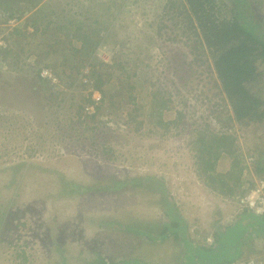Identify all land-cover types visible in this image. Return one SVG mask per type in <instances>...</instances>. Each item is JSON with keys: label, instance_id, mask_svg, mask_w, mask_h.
<instances>
[{"label": "rangeland", "instance_id": "rangeland-1", "mask_svg": "<svg viewBox=\"0 0 264 264\" xmlns=\"http://www.w3.org/2000/svg\"><path fill=\"white\" fill-rule=\"evenodd\" d=\"M9 1L0 4V264H183L184 235L207 245V234L235 221V199L197 175L190 141L201 129L235 133L247 188L264 178V116L231 124L234 110L215 84L212 56L183 35L189 23L180 6L167 13V0ZM216 1L217 17L246 20L258 33L259 74L248 87L264 104V0ZM89 16L90 31L104 37L85 58L70 34L75 17ZM37 18L45 26L34 30L29 22ZM90 61L108 79L95 118L84 110L93 81L70 84ZM47 63L58 78L55 94L35 87V71ZM154 91L168 102L165 121L184 116L167 134L149 116L159 107ZM131 96L139 127L129 117ZM230 163L220 158L218 171ZM146 175L153 179L141 185L122 182ZM171 214L186 226L180 238L161 234ZM239 228L230 229L231 243ZM251 260L264 264V237L249 238L238 258Z\"/></svg>", "mask_w": 264, "mask_h": 264}, {"label": "trees", "instance_id": "trees-1", "mask_svg": "<svg viewBox=\"0 0 264 264\" xmlns=\"http://www.w3.org/2000/svg\"><path fill=\"white\" fill-rule=\"evenodd\" d=\"M9 2V0H0V4L3 6ZM34 4H36V1ZM179 6L184 10L189 23L188 26H184L183 35L188 36V38L193 37L194 41L198 43L196 47L205 50L212 56V65L215 68L217 75L215 84L217 88H219V91H221L227 100H229L234 110V117L231 118V124L234 120L245 123L247 122V119H254L253 117L258 114L263 117L264 104L260 101V97H252L249 94L248 87L251 82L254 83L257 81L258 77H256V75L259 74L257 66L254 64V57L258 53L256 46V43H259V40H257L258 33H255L251 24L246 20L240 21L231 17H217L216 0H180L179 4L176 0H167V13L174 12ZM232 6L234 7V4H232ZM12 12L15 14L14 10ZM89 20H91L90 16L88 19L75 17L74 22L76 28L72 34H70L71 38L80 41V47L74 49L79 51L81 56L85 58L93 55L96 47L103 42L102 40L104 37L96 39L99 30L95 29L93 32L90 31L91 27L89 26ZM93 20L97 24L100 22L98 17H95ZM42 24L43 20L40 18L29 22V25L32 26L34 30L39 29L40 26H45ZM165 27L166 26L160 25L157 28V34H159L161 38L163 37L160 34L161 29ZM71 41L72 40H70V43ZM203 50L202 52L204 53ZM263 52L264 51L261 53ZM61 64L65 65V62L63 61ZM44 66L49 67L50 65L47 63L44 64ZM44 66L35 71L34 78L35 82L38 84V86L35 84V87L41 89L40 86L42 85L55 94L57 91H53V87L57 83L41 76V71ZM116 66H119L122 69L125 68L121 63H117ZM82 67L86 68L85 73H80L78 78L73 77L70 84H73V81L75 80L80 81L82 84L88 83L92 80L93 90L101 93L100 101H103L106 94V89L104 87L108 79H106L102 71L95 68L94 63L91 61L90 63L86 62L85 64L80 65L77 70ZM64 73L68 77L71 76V71L68 70V68L64 69ZM124 75L128 77L130 74L126 71L124 72ZM108 77L110 78V75ZM85 79H87L86 82L83 81ZM92 94L93 91L88 92L86 101L90 100ZM110 96L113 97L112 94ZM153 98L157 99L156 101L158 102L159 107L157 109L153 108L150 111L149 116L154 119V122L158 127L163 128L164 134H167L169 133L171 126L173 124H179L184 116L181 112H177L176 121H165L163 110L168 109V102L161 101L155 91L153 92ZM131 100L134 104L132 110L136 112L138 106L135 97L131 96ZM97 107L96 112L87 115L91 118H95L103 106L98 105ZM79 108L83 109V106H80ZM135 112H131L129 117L131 121L137 122V127H139L141 122L137 121L138 114L137 112L134 114ZM155 115H157V118ZM255 119H257V117ZM218 120L221 121L220 118H218ZM258 120H262V118H259ZM236 139V134L231 131L207 132L206 129H201L198 131L197 136L190 141V146L195 156L196 173L204 181L207 187L215 194L224 198L235 199L237 201L239 195H244L253 184H249L247 188H243L241 184L244 170L242 159L243 153L241 152ZM220 158L231 160L228 168L229 170L225 173H222L217 169ZM143 178L149 180L151 178L153 179V176H136L122 182H124V185H127V182L141 185ZM232 182L237 184V191H235ZM163 193L166 194L167 192L163 189ZM171 218L173 219L171 227L165 225L161 234H163L164 237L173 234L174 237L180 238L179 232L177 231L180 228V230L182 232L184 231L186 234V226L182 225L175 215L171 214ZM234 227H240V232L238 233V236L236 235L235 238H233V242L231 243L229 241V232L230 229ZM129 230H131L130 227ZM142 234L143 236L144 234H146V236L149 235V233ZM213 235V245L208 246L204 243L197 244V242L191 241L187 234L186 236L182 235L183 240L181 241L187 249L183 264H199L201 260L203 261V264H231L237 262L238 258L241 257L242 252L246 250L249 238L264 237V216H255L251 214L250 210L247 208L239 209L235 221L224 226L222 229L218 228ZM131 260V262L122 260L121 262L113 264L146 263L143 261L141 262L140 260Z\"/></svg>", "mask_w": 264, "mask_h": 264}, {"label": "built area", "instance_id": "built-area-1", "mask_svg": "<svg viewBox=\"0 0 264 264\" xmlns=\"http://www.w3.org/2000/svg\"><path fill=\"white\" fill-rule=\"evenodd\" d=\"M41 76L47 78L52 82H58V78L55 73L48 67L43 68L41 71ZM87 81V79H85ZM92 99L93 102H89L85 105L84 110L87 114H92L96 111L95 105L101 98V93L93 90ZM88 96V94H87ZM237 202L241 208H247L250 212L263 215L264 214V178L260 177L259 180L255 181L254 186L243 196L237 198ZM231 264H255L254 261H242V262H233Z\"/></svg>", "mask_w": 264, "mask_h": 264}, {"label": "crops", "instance_id": "crops-1", "mask_svg": "<svg viewBox=\"0 0 264 264\" xmlns=\"http://www.w3.org/2000/svg\"><path fill=\"white\" fill-rule=\"evenodd\" d=\"M220 209H221L222 212H224L223 210L226 209L225 205H223V206L221 205ZM232 213H234L235 217L238 215L239 211L237 210V206H236V205H235V207L233 208ZM205 238L207 239V246H208V244H209V245H213L214 238L208 236V234H207V236H206ZM206 239H204V240L206 241ZM208 239H209V240H208Z\"/></svg>", "mask_w": 264, "mask_h": 264}, {"label": "clouds", "instance_id": "clouds-1", "mask_svg": "<svg viewBox=\"0 0 264 264\" xmlns=\"http://www.w3.org/2000/svg\"><path fill=\"white\" fill-rule=\"evenodd\" d=\"M252 184H253V186H254L255 182L252 183ZM253 186H252V187H253ZM252 187H251V188H252ZM251 188H249L248 191H247L246 193H248L249 190H250ZM246 193H245V194H246ZM245 194H244V195H245ZM239 196H243V195H239ZM237 197H238V196H237ZM230 200H232V199H230ZM237 201H238V200H237ZM237 201L235 200L234 202L236 203V206H237V210H238V211H239V209H246V208H241ZM251 214H253V215H255V216H264V214H263V215H258V214L252 213V212H251ZM208 240H209V239H208Z\"/></svg>", "mask_w": 264, "mask_h": 264}]
</instances>
